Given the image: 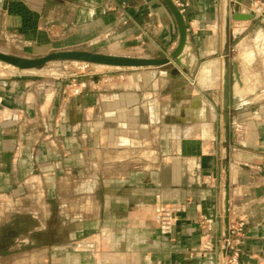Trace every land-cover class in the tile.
<instances>
[{
    "label": "crops",
    "instance_id": "0c3cea01",
    "mask_svg": "<svg viewBox=\"0 0 264 264\" xmlns=\"http://www.w3.org/2000/svg\"><path fill=\"white\" fill-rule=\"evenodd\" d=\"M18 1L35 26L0 0V39L15 56L130 43V57L160 59L179 42L162 0ZM182 1L180 66L90 81L77 97L33 74L0 79V235L15 238L0 264H219L201 255L195 221L217 220L228 201L246 223L241 264H264V14L252 10L264 0ZM162 206L181 211L168 232Z\"/></svg>",
    "mask_w": 264,
    "mask_h": 264
},
{
    "label": "water",
    "instance_id": "95a60500",
    "mask_svg": "<svg viewBox=\"0 0 264 264\" xmlns=\"http://www.w3.org/2000/svg\"><path fill=\"white\" fill-rule=\"evenodd\" d=\"M167 6L172 16L174 17L179 32V42L176 50L168 58L160 59H144L133 58L122 55H110L95 53L86 50H67L60 52H53L45 57L37 59L23 58L11 54L0 52V62L8 64L20 72L28 71H42L48 65L53 63H85L88 65H94L99 67H106L111 69H155L162 68L169 65H178L182 63L181 57L188 45V24L184 14L180 11L173 0H162ZM236 69L233 67L232 71L225 76V109L226 113H230L229 107L233 104V87L235 80L240 83V75L236 73ZM227 132L231 134L233 129L231 126L227 129ZM233 136V133H232ZM225 224L228 230V219L225 220Z\"/></svg>",
    "mask_w": 264,
    "mask_h": 264
},
{
    "label": "built area",
    "instance_id": "2783aa9c",
    "mask_svg": "<svg viewBox=\"0 0 264 264\" xmlns=\"http://www.w3.org/2000/svg\"><path fill=\"white\" fill-rule=\"evenodd\" d=\"M173 1L180 9V11L184 13L186 5L183 3V1ZM252 10L257 15H263L264 2L253 3ZM246 22L238 27L239 32L244 33L248 30ZM80 64L84 66V70L90 66L84 63ZM2 70L3 68L2 66H0V73ZM126 70L127 69H124L123 71ZM88 75L90 74H83L82 76H78L76 80L71 81L69 88L74 97L82 95L83 92L88 89L90 81H95V83L97 84L104 85H110V83L114 81V77H108L104 74L99 78H95V76L90 75V79L88 78ZM3 77L4 76H1L0 74V79ZM180 212L181 211L178 210V208L171 210H161L164 232L172 230L177 220V215ZM240 216L241 215L236 205L233 202L228 201L223 215L220 216L217 220H213L203 215L195 221V223L200 227L201 230V238L203 242V246L201 248L202 256L216 253L218 256L217 258L219 260V264H241L239 245L242 241L243 235L245 234L246 223L245 220H243ZM222 218L228 219V230L226 233L223 232L222 234L216 235L214 226L215 224L220 223V221L223 220Z\"/></svg>",
    "mask_w": 264,
    "mask_h": 264
},
{
    "label": "rangeland",
    "instance_id": "374dc122",
    "mask_svg": "<svg viewBox=\"0 0 264 264\" xmlns=\"http://www.w3.org/2000/svg\"><path fill=\"white\" fill-rule=\"evenodd\" d=\"M108 40V43L110 44L113 42L111 38L108 39H103L98 45L103 47L104 42ZM9 40L4 41V39H0V51L2 53L6 54H13L15 52H11L9 50V44L7 43ZM11 42V41H9ZM109 48V47H108ZM129 48V49H128ZM100 50V52H99ZM98 53H104V54H110V55H127L130 57V43L126 44V47L122 46V50L118 52V50L114 49H107V48H96L95 50ZM121 53V54H119ZM124 69H111V68H106V67H99V66H94L90 65L88 68L84 70V66L81 65L80 63H53L48 65L45 69L42 71H35V72H30L33 74V76H38L39 80H48L52 81L55 83H61L64 82L67 84V88H69V85L71 81L76 80L78 76H82L83 74H90L92 76H95V78H99L103 74L108 77H117V75L120 74H125L129 75L130 74V69H127L126 71H123ZM90 75H88V78L90 79ZM14 231H10V233H3L2 238L0 239V242L2 244L12 245L14 243V234H12ZM12 234V235H11ZM44 238L43 236L40 237L41 240ZM6 247L1 248L0 250H5ZM4 253L2 251L0 254Z\"/></svg>",
    "mask_w": 264,
    "mask_h": 264
},
{
    "label": "trees",
    "instance_id": "16d2710c",
    "mask_svg": "<svg viewBox=\"0 0 264 264\" xmlns=\"http://www.w3.org/2000/svg\"><path fill=\"white\" fill-rule=\"evenodd\" d=\"M10 9L12 15H16L20 19V23L24 30L35 26L34 14L24 6L22 7L18 0H11Z\"/></svg>",
    "mask_w": 264,
    "mask_h": 264
},
{
    "label": "bare ground",
    "instance_id": "6f19581e",
    "mask_svg": "<svg viewBox=\"0 0 264 264\" xmlns=\"http://www.w3.org/2000/svg\"><path fill=\"white\" fill-rule=\"evenodd\" d=\"M261 38V37H260ZM264 43V42H263ZM85 64V63H84ZM0 66H2V68H3V70L1 71V76H4V77H7V76H9V75H11V76H15V75H18V74H31L30 72H35V71H28V72H20V71H18V69H16V68H14V67H12V66H10V65H8V64H5V63H2V62H0ZM246 95H253L254 93L253 92H251L250 90L247 92L246 91V93H245ZM261 96V95H260ZM161 209H166V210H171V209H169L168 207H166V206H162V208Z\"/></svg>",
    "mask_w": 264,
    "mask_h": 264
},
{
    "label": "flooded vegetation",
    "instance_id": "af4514ba",
    "mask_svg": "<svg viewBox=\"0 0 264 264\" xmlns=\"http://www.w3.org/2000/svg\"><path fill=\"white\" fill-rule=\"evenodd\" d=\"M1 236H3V235H0V239L2 238ZM3 247L5 248L6 247V244H2V242H0V249L3 248ZM2 251H4V250H0V253Z\"/></svg>",
    "mask_w": 264,
    "mask_h": 264
}]
</instances>
